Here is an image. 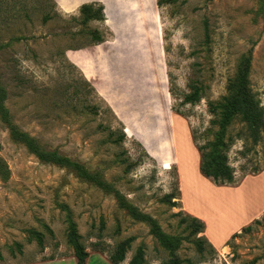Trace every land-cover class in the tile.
Here are the masks:
<instances>
[{"label":"rangeland","instance_id":"1","mask_svg":"<svg viewBox=\"0 0 264 264\" xmlns=\"http://www.w3.org/2000/svg\"><path fill=\"white\" fill-rule=\"evenodd\" d=\"M85 5L101 7L103 19L83 24ZM0 46L12 122L101 174L165 235L73 171L41 162L0 115V264H78L73 236L90 254L86 264H112L130 237L122 264L139 248L146 264H264V141L249 142L244 156V140H235L233 184L201 174V148L210 151L221 118L212 104L229 99L250 52L251 89L264 107V0H0ZM194 87L199 101L186 103ZM243 125L237 119L231 134ZM178 152L196 174L190 186ZM216 199L251 200L259 216L240 230L241 210L215 222L229 215L214 210ZM193 200L204 220L193 215ZM188 216L223 238L232 232L225 247L206 229L196 234Z\"/></svg>","mask_w":264,"mask_h":264},{"label":"trees","instance_id":"2","mask_svg":"<svg viewBox=\"0 0 264 264\" xmlns=\"http://www.w3.org/2000/svg\"><path fill=\"white\" fill-rule=\"evenodd\" d=\"M178 1V0H172ZM102 8L95 10L94 7L85 5L81 7L82 23L87 24L92 20H102ZM47 19V18H46ZM94 41L101 42L103 39L98 33H93ZM1 49V46H0ZM252 52L246 57L239 69L238 76L231 85V96L225 100V103L212 104L214 113L220 115L219 129L216 134V140L209 144L210 151L202 149L201 174L206 178L212 179L217 184H233L235 182V171L229 164L228 152L230 151L235 140H244L245 149L242 155L248 156L252 147L261 141H264V107L257 99V95L251 89L249 76L251 74ZM194 92L185 97L186 103H195L199 101V90L194 87ZM6 91L0 84V115L2 120L7 124L12 137L27 146V148L43 163L53 164L73 171L79 178L95 185L108 194H111L118 201L120 208L125 209L134 219L141 222H150L154 227V232L160 240H164V233L161 231L158 223L149 215L142 213L137 207L129 203L126 197L113 185L108 183L101 174L91 172L84 164L69 158L58 150H49L41 146L38 141L26 132L21 131L13 122L8 109L5 106ZM241 120L243 129L235 136L231 133V126ZM246 129V131H244ZM251 140V141H250ZM190 221L189 227L196 234L205 232V223L195 217H186L184 222ZM255 223H260L257 219ZM252 230V226L245 227L244 232ZM238 234L234 235V237ZM134 238L130 237L119 243L114 253L110 256L112 264H122L126 260L127 252L130 250ZM71 242L75 245V257L78 264H86L90 254L82 247L80 243L71 237ZM42 244V241H41ZM104 251V250H103ZM202 251V248L200 249ZM129 264H146L145 252L139 248L131 259ZM164 264H181L177 257ZM244 264H257V260L245 262Z\"/></svg>","mask_w":264,"mask_h":264},{"label":"crops","instance_id":"3","mask_svg":"<svg viewBox=\"0 0 264 264\" xmlns=\"http://www.w3.org/2000/svg\"><path fill=\"white\" fill-rule=\"evenodd\" d=\"M179 153L180 152H178V155H177V161H178V164H179V167H180V175H181V179H182V185L184 187H186L187 185L190 186V185L193 184L192 181L195 180V178H194V180L193 179L190 180V176L193 175L195 177L196 174L193 173V171L191 170V168L190 169L187 168L188 165H186V163L184 164V166L186 168H185V170L183 169V167H182L183 162H182V158H180V154ZM206 180L210 181L209 179H206ZM206 200H207V197H205V202L208 203ZM216 201H218V203H214V210H217L219 212H222L221 211L222 209H225V210L227 209L229 211V215L228 216H225V218H219L218 217L215 220V222L216 221H227L231 217L232 213H235L237 210H239V211L241 210V214H245L246 215L245 220L243 221V223H241V225L238 227L237 230H240L242 227H244L248 223H250V221L253 218H255V217L257 218V216H259L258 215L259 214L258 212L256 214V211L257 210L254 209L255 206H254V203H252L251 200H248V201L245 200V202H241V203L240 202H237V203H234V204L233 203H230V204L229 203H227V204H220V203H222L221 200H217L216 199ZM202 202L204 204H206L203 200H202ZM190 206H191V209H193L192 210L193 215H195V217H197V218H202V220H204L205 217H202V215L200 214L201 213V210L198 209L199 207H196V200L195 201L193 200V203L190 204ZM208 208H210V207H208ZM206 226L207 227L205 229H206V232H207V234L209 236L210 242H212V244L214 246L223 249L225 247L224 246L225 245V242L228 241V238H229V236H231L232 232L228 233L223 238V237L220 236V230L217 231V229L211 227V225L209 223H207ZM223 231L225 232V230H223Z\"/></svg>","mask_w":264,"mask_h":264}]
</instances>
